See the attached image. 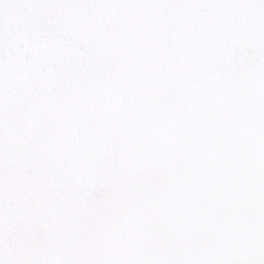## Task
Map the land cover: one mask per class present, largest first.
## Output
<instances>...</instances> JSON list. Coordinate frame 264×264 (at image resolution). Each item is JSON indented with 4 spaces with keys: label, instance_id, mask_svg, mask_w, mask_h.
Returning a JSON list of instances; mask_svg holds the SVG:
<instances>
[{
    "label": "snow or ice",
    "instance_id": "6c2138e0",
    "mask_svg": "<svg viewBox=\"0 0 264 264\" xmlns=\"http://www.w3.org/2000/svg\"><path fill=\"white\" fill-rule=\"evenodd\" d=\"M0 264H264V0H0Z\"/></svg>",
    "mask_w": 264,
    "mask_h": 264
}]
</instances>
